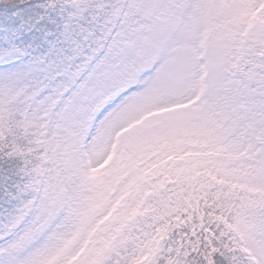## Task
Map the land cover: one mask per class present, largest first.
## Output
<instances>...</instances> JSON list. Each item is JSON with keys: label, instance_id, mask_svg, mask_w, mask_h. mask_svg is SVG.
Returning a JSON list of instances; mask_svg holds the SVG:
<instances>
[{"label": "rangeland", "instance_id": "obj_1", "mask_svg": "<svg viewBox=\"0 0 264 264\" xmlns=\"http://www.w3.org/2000/svg\"><path fill=\"white\" fill-rule=\"evenodd\" d=\"M115 1L120 3L119 19L115 20L120 29L111 38L106 58L97 60V66L86 73L70 99L64 91L76 88L77 73L65 65L48 68L44 60L26 62L16 49L0 54V135H4L2 127L13 117L15 105L20 102V107L21 101L42 90L44 98L37 105L41 115L32 118L35 126L27 131L43 132L46 137L52 130L54 143L60 139L69 142L63 150L52 149L62 155L60 164L43 156L52 152L48 139L38 145L41 149L34 150L42 153L37 165L42 164L39 169L46 173L37 176L31 200L7 230L8 238L0 244V264H105L112 254L133 243L132 238L120 234L124 230H119L113 220L114 226L108 222L100 225L92 237L94 245L87 248L83 239L106 219L120 191L131 189L129 205H134L132 198L139 201L143 187L152 188L153 182L141 177L148 157L172 153L181 161L173 176L183 173L176 184L183 194L188 189L186 176L195 167L199 179L209 166L222 160L229 164L225 155L238 157L248 150L255 128L253 119L260 114L264 117V74L248 68L249 87H256L251 89L253 122L250 119L241 130L219 142L227 117L218 109L239 103L238 83L227 70L229 59L238 50L253 55L264 44V17L252 21L254 6L261 0ZM212 4L223 7L218 16L204 22ZM202 48L208 70L200 66ZM54 71L61 76V91L44 79ZM205 71L204 81L200 75ZM203 92L204 101L190 108L174 107L198 99ZM188 119L196 143L183 145L180 150L162 147L167 130ZM132 124L121 135L113 158L118 135ZM183 152L200 155L180 159ZM65 164L71 166V173ZM115 184L118 191H114ZM181 198L184 200L183 195ZM163 200L155 198L157 203ZM127 207L123 209L121 204L116 211L119 221L127 220ZM262 208L259 214L237 213L234 223L225 224L226 231L245 248L250 264H264V218H257L264 217ZM129 213L131 221L133 213ZM123 226L130 233V226ZM151 230L128 264L153 261L162 235L159 231L156 234L157 227Z\"/></svg>", "mask_w": 264, "mask_h": 264}, {"label": "trees", "instance_id": "obj_2", "mask_svg": "<svg viewBox=\"0 0 264 264\" xmlns=\"http://www.w3.org/2000/svg\"><path fill=\"white\" fill-rule=\"evenodd\" d=\"M119 8L120 3L115 0H0V53L16 47L29 53L31 62L44 60L47 67L55 66V62L65 65L71 73H77L74 78L78 83L76 88L64 94L70 99L71 93L88 75L86 73L97 66V60L106 58L111 37L120 29L115 24L119 19ZM260 16L264 17V5L259 11H254L252 21ZM73 45L74 53L67 47ZM87 49L90 51L88 57L85 55ZM250 54L238 50L229 59L231 69L228 72L232 81L237 79L233 67L258 69L264 74V44L257 47L253 55ZM58 74L49 73L44 79L49 84L54 82L52 87L61 91ZM238 91L237 105L231 103L218 109L227 117L225 133L219 142L241 130L254 116L251 92L247 102L243 103L239 85ZM37 94L24 99L21 104L28 116L39 113L38 101L44 97L42 90ZM204 99L205 95H202L198 102ZM253 120L255 128L250 134L248 150L237 158L224 157L229 164L222 160L221 164L209 166L199 179L195 177L199 172L195 167L186 176L188 189L183 194L176 187L183 173L173 176L181 167V161L175 157L166 163V159H150L159 167L153 170L152 188H142L144 193H148L139 201L144 207L133 214L131 221L128 220V211L126 221L114 223L119 230L125 231L119 233L131 237L133 243L126 245L118 254L109 256L105 264H128L137 253L139 243L145 242L151 228L156 229L157 226L162 228L163 238L150 264H249L244 248L226 231L225 224L234 223L237 213L248 215L254 211V214H259V208L262 206L264 209V117L260 114ZM25 126L26 121L22 118L14 128L15 135L7 134L4 142L0 139V244L8 238L7 230L13 226L19 211L31 200L32 187L39 179L37 176L46 173L39 169L42 164L37 165L42 153L33 154L29 139L23 135ZM51 137L52 130L47 135L50 149L63 150L69 146L67 140L58 137L60 140L54 143ZM35 145L33 141L31 147L41 149ZM43 156L49 160L53 158L49 153ZM56 157L60 164L62 155L57 152ZM157 197L164 200L157 203ZM257 218L264 217L259 215ZM114 225L108 222V226ZM123 225L130 226V233ZM90 245H94L92 241Z\"/></svg>", "mask_w": 264, "mask_h": 264}, {"label": "snow or ice", "instance_id": "obj_3", "mask_svg": "<svg viewBox=\"0 0 264 264\" xmlns=\"http://www.w3.org/2000/svg\"><path fill=\"white\" fill-rule=\"evenodd\" d=\"M222 7V4L209 5V11L205 13L203 17L204 22H208L209 17L214 18L215 16H218ZM193 103H195V100H189L183 105H178L174 107L190 108ZM195 143L196 140L194 139V131L191 124V120L188 119L184 124L173 125L167 130L165 139L162 143V147L168 148L170 150H180L181 146L183 145H192ZM192 155H200V153L183 152V154L179 158L183 159L185 156ZM173 158L174 155L169 154L164 162L166 163L168 161H171ZM156 167H159V165H156Z\"/></svg>", "mask_w": 264, "mask_h": 264}]
</instances>
